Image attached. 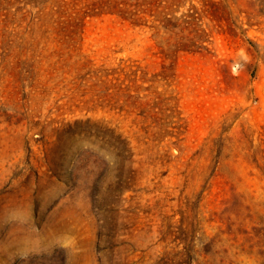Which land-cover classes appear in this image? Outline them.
I'll list each match as a JSON object with an SVG mask.
<instances>
[{
  "label": "rangeland",
  "instance_id": "374dc122",
  "mask_svg": "<svg viewBox=\"0 0 264 264\" xmlns=\"http://www.w3.org/2000/svg\"><path fill=\"white\" fill-rule=\"evenodd\" d=\"M0 264H264V0H0Z\"/></svg>",
  "mask_w": 264,
  "mask_h": 264
},
{
  "label": "trees",
  "instance_id": "16d2710c",
  "mask_svg": "<svg viewBox=\"0 0 264 264\" xmlns=\"http://www.w3.org/2000/svg\"><path fill=\"white\" fill-rule=\"evenodd\" d=\"M164 28L168 29V27H166V26H164ZM160 46H162V45H160ZM131 69H132V68H131ZM121 73H125L127 77L131 76V75H129V74L127 73V71H125V69H121L120 72L118 71V74H119V75H121ZM127 74H128V75H127ZM133 74H136V72H133ZM115 79H116L117 81H120V76H119V77H116ZM124 80H125V79H123L122 82H121L122 85L124 84ZM122 85H120L119 88H117V89L115 90L114 95H117V96H120V95H121V90H123ZM109 90H111V89H108L107 91L110 92ZM122 95L128 97V99H129V98H137V100H138V99H142V98H143V96H141L140 94L134 95V94H130V93H129L128 95H126V93H122Z\"/></svg>",
  "mask_w": 264,
  "mask_h": 264
}]
</instances>
